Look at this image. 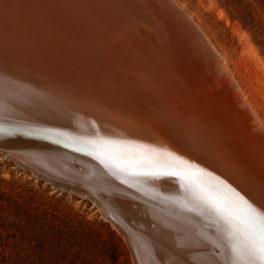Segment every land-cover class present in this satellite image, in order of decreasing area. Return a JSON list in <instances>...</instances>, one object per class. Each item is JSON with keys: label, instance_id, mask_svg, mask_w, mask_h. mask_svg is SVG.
Instances as JSON below:
<instances>
[{"label": "bare ground", "instance_id": "1", "mask_svg": "<svg viewBox=\"0 0 264 264\" xmlns=\"http://www.w3.org/2000/svg\"><path fill=\"white\" fill-rule=\"evenodd\" d=\"M17 1L36 10L76 54L52 71L41 54L0 40L6 52H0V144L42 151L37 161L58 169L68 162L109 166L89 170L94 180L118 185L106 202L67 190L93 200L125 237L135 264H175L162 249L171 248L177 228L209 241L181 264H230L222 220L203 204L190 210V200L200 194L237 223L245 208L231 189L260 208L251 189L264 183V118L193 14L177 0H143L149 15L138 0ZM5 56L27 70L11 68ZM189 62L213 71L225 85V101ZM0 151L42 177L26 167L25 155Z\"/></svg>", "mask_w": 264, "mask_h": 264}, {"label": "rangeland", "instance_id": "2", "mask_svg": "<svg viewBox=\"0 0 264 264\" xmlns=\"http://www.w3.org/2000/svg\"><path fill=\"white\" fill-rule=\"evenodd\" d=\"M177 1L226 55L235 79L264 118V0ZM188 66L194 74L206 76L205 87L225 101V85L212 70L192 62ZM1 244L8 253L28 261L61 258L67 264H135L125 237L92 199L17 167L2 151Z\"/></svg>", "mask_w": 264, "mask_h": 264}, {"label": "water", "instance_id": "3", "mask_svg": "<svg viewBox=\"0 0 264 264\" xmlns=\"http://www.w3.org/2000/svg\"><path fill=\"white\" fill-rule=\"evenodd\" d=\"M138 1L140 2L139 4L141 6L142 13L149 15V11L145 6V2H143V0ZM168 2L170 3L171 7L180 13L183 23H186L185 25L188 28L189 26L190 28H194V24L186 18L185 14L178 10V8H176L172 2ZM0 40L3 43H11L10 41L16 42L22 47L23 50H29V54H41V56H43L45 59V64L43 65L49 70L55 69L54 67L59 65L61 58L64 57L66 59H73L75 58L74 54H76L74 53V49L64 45L61 40L55 34H53V31L51 27H49L47 20H45L33 8L25 6L17 0H0ZM209 49L211 50L210 47ZM4 50L9 51L8 49ZM0 52H2V54H6V52L3 50ZM10 52L14 51L10 49ZM5 58L7 57L5 56ZM31 59L34 63L36 62L33 58ZM5 60L7 65L10 67L11 65H18V68H20L22 71L27 70L26 65L18 64L19 62H17L15 59L7 58ZM25 72L26 71H24V73ZM3 75L7 76L5 73H3ZM0 148L7 149L14 154L16 153L25 155L27 161H24V164L28 169L29 167L38 169L40 176L50 180L55 185L58 184V182L62 183L65 186V189L85 190L86 192L92 194L93 196H97V198L106 202L108 189L110 187L113 189L118 188V185L113 183L107 184L104 181L105 183L102 182V184L98 182V180H94V178L89 174V170L95 171V169H97L95 166L102 169H111L109 166L107 167V165L101 164L100 166H94L81 162L80 166L82 168L79 169V166H77L78 164H75L76 162L74 164L68 162L66 163L67 169H58L48 164H42L41 160L37 161V158H43L39 155L42 151L34 149L29 150V148H10L1 144ZM55 154L61 155V157L64 156L58 153ZM69 159L71 161H75L74 159ZM13 162L15 163V161ZM116 219L117 222L125 224L123 223V220L119 218Z\"/></svg>", "mask_w": 264, "mask_h": 264}, {"label": "snow or ice", "instance_id": "4", "mask_svg": "<svg viewBox=\"0 0 264 264\" xmlns=\"http://www.w3.org/2000/svg\"><path fill=\"white\" fill-rule=\"evenodd\" d=\"M191 146V145H189ZM126 171V169H121ZM138 175L150 176V172H138ZM232 193L243 204L245 211L242 213V219L239 223L234 218L226 214L218 206H214L213 202L196 194L190 200L194 210L199 204H203L209 212H215L222 220V228L220 235L222 241L226 242L228 254L230 256V264H264V183L258 187H253L251 193L261 201L260 208L255 207L249 200L241 196L235 189H231ZM251 198V197H250ZM186 199H189L186 196ZM235 207L236 205H230ZM187 207V205H181ZM176 235L172 237V246L170 249H162L163 255H171L176 257L175 264H181L183 257L191 249L206 246L209 241L207 237L199 234L193 235L179 228L175 229ZM162 242L166 236L162 234ZM224 243L214 244L213 248L223 247ZM163 264V261L160 262Z\"/></svg>", "mask_w": 264, "mask_h": 264}, {"label": "trees", "instance_id": "5", "mask_svg": "<svg viewBox=\"0 0 264 264\" xmlns=\"http://www.w3.org/2000/svg\"><path fill=\"white\" fill-rule=\"evenodd\" d=\"M20 249V248H19ZM0 264H67L59 259H51L50 261H46L43 258H40L39 261H28L26 258H22L20 256H14L11 253H8L4 244L0 245Z\"/></svg>", "mask_w": 264, "mask_h": 264}]
</instances>
